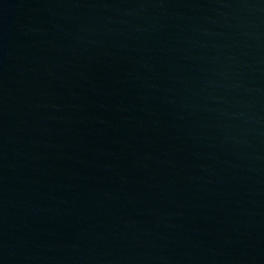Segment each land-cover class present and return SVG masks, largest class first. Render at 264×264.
I'll use <instances>...</instances> for the list:
<instances>
[{"label": "water", "instance_id": "obj_1", "mask_svg": "<svg viewBox=\"0 0 264 264\" xmlns=\"http://www.w3.org/2000/svg\"><path fill=\"white\" fill-rule=\"evenodd\" d=\"M0 264H264V0H0Z\"/></svg>", "mask_w": 264, "mask_h": 264}]
</instances>
